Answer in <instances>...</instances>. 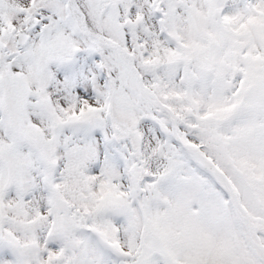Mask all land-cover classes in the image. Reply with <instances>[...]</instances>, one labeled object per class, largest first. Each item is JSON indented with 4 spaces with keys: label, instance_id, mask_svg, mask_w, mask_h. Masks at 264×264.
Listing matches in <instances>:
<instances>
[{
    "label": "snow or ice",
    "instance_id": "snow-or-ice-1",
    "mask_svg": "<svg viewBox=\"0 0 264 264\" xmlns=\"http://www.w3.org/2000/svg\"><path fill=\"white\" fill-rule=\"evenodd\" d=\"M0 264H264V0H0Z\"/></svg>",
    "mask_w": 264,
    "mask_h": 264
}]
</instances>
